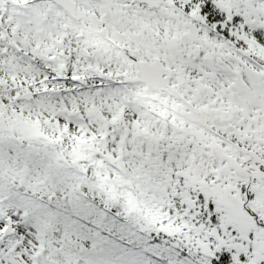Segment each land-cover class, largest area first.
Masks as SVG:
<instances>
[{"label": "flooded vegetation", "instance_id": "flooded-vegetation-1", "mask_svg": "<svg viewBox=\"0 0 264 264\" xmlns=\"http://www.w3.org/2000/svg\"><path fill=\"white\" fill-rule=\"evenodd\" d=\"M105 180L264 231V0H0V264H110Z\"/></svg>", "mask_w": 264, "mask_h": 264}, {"label": "rangeland", "instance_id": "rangeland-1", "mask_svg": "<svg viewBox=\"0 0 264 264\" xmlns=\"http://www.w3.org/2000/svg\"><path fill=\"white\" fill-rule=\"evenodd\" d=\"M113 184L105 180L102 185L106 198L111 199L105 201L106 208H113V212L119 215V218L111 221L110 227L121 234L114 239L105 237L104 251L107 258L113 259V254L119 255L117 259L109 261L110 264H155V259L159 258L166 261V264H213V258L220 252L228 254L230 264H264V231L245 218L237 206V201H232V206L225 201L223 191H220L221 198L218 196L216 201H213L217 213L216 226H212L209 219L204 222L197 221L199 214L192 211L193 201H183L185 212L181 217L170 198L168 202L173 210L166 215L164 230L172 239L167 246H159L150 244L147 234L153 219L150 204H155L156 201L145 200L144 188L137 190L135 201L131 190H117ZM3 194L0 185V196L4 197ZM173 194H176V191H170V197ZM58 196L59 201H65L61 194ZM1 201L19 200L10 196ZM75 203L72 201V206L76 205ZM158 215L160 214H157L156 218ZM178 245L188 249L182 247L180 253L177 250Z\"/></svg>", "mask_w": 264, "mask_h": 264}, {"label": "trees", "instance_id": "trees-1", "mask_svg": "<svg viewBox=\"0 0 264 264\" xmlns=\"http://www.w3.org/2000/svg\"><path fill=\"white\" fill-rule=\"evenodd\" d=\"M218 256L219 258L214 260L215 264H229L230 263L228 254L222 253L221 255L219 254Z\"/></svg>", "mask_w": 264, "mask_h": 264}]
</instances>
